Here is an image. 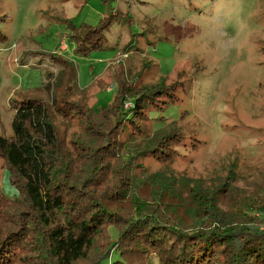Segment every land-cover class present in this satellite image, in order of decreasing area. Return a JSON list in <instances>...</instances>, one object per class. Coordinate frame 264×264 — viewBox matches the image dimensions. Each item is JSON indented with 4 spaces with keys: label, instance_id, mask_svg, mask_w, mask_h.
I'll return each mask as SVG.
<instances>
[{
    "label": "trees",
    "instance_id": "trees-1",
    "mask_svg": "<svg viewBox=\"0 0 264 264\" xmlns=\"http://www.w3.org/2000/svg\"><path fill=\"white\" fill-rule=\"evenodd\" d=\"M117 18L126 19L114 11L95 25L66 20L75 52L100 48L103 30ZM48 57L58 68L44 71L49 104L37 98L12 103L11 135L0 136V158L16 191L0 227V264L18 263L27 253L42 264H264V187L242 191L223 211L217 199L223 189L215 186L202 202L206 191L197 181L185 194L197 200L191 208L182 197L184 180L163 184L141 167L146 156L165 161L160 153L175 140L174 123L146 133L149 114L175 103L171 84L136 83L138 75L128 81L118 64L112 101L94 109L66 98L74 87L73 63L61 54ZM48 105L61 116L71 112L78 130L61 137ZM222 186L232 192L228 180Z\"/></svg>",
    "mask_w": 264,
    "mask_h": 264
},
{
    "label": "rangeland",
    "instance_id": "rangeland-1",
    "mask_svg": "<svg viewBox=\"0 0 264 264\" xmlns=\"http://www.w3.org/2000/svg\"><path fill=\"white\" fill-rule=\"evenodd\" d=\"M114 11L126 19L103 30L101 47L76 53L66 20L95 25ZM52 53L74 66V87L66 98L94 109L112 101L118 64L128 81L138 75L136 83L163 79L174 87L175 103L145 122L148 136L174 123L175 140L160 153L165 161L146 156L139 163L163 184L172 177L184 180L180 188L189 207L196 208L197 200L191 203L185 194L197 181L206 191L202 202L215 186L223 189L217 197L223 211L230 210L229 202L236 205L242 191L264 187V0H0V136L11 135L12 103L37 98L49 104L42 84L45 70L58 69L48 57ZM48 106L61 137L78 130L71 112L61 116ZM226 180L232 192L220 187ZM140 193L146 196L148 187ZM15 195L0 158L2 229ZM108 233L116 234L112 226ZM100 246L97 241L94 248ZM23 258L11 264L44 262L28 253Z\"/></svg>",
    "mask_w": 264,
    "mask_h": 264
},
{
    "label": "built area",
    "instance_id": "built-area-1",
    "mask_svg": "<svg viewBox=\"0 0 264 264\" xmlns=\"http://www.w3.org/2000/svg\"><path fill=\"white\" fill-rule=\"evenodd\" d=\"M60 48L63 50L65 48V43L62 41ZM125 54H123L124 56Z\"/></svg>",
    "mask_w": 264,
    "mask_h": 264
}]
</instances>
